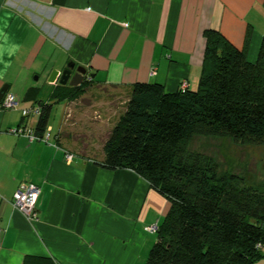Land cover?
<instances>
[{"label": "crops", "instance_id": "obj_1", "mask_svg": "<svg viewBox=\"0 0 264 264\" xmlns=\"http://www.w3.org/2000/svg\"><path fill=\"white\" fill-rule=\"evenodd\" d=\"M206 29L219 30L239 48L250 33L248 58L255 61L264 38V0H0V91L18 85L12 72L19 67L29 80L47 45V54L53 49L62 54L48 82L54 70L62 72L73 61L87 69L90 83L129 93L125 110L136 82L161 83L169 92L184 81L195 88ZM182 55L188 60L181 62ZM49 84L47 100L35 86L28 84L26 92L32 107L38 99L53 105L49 142L12 132L35 130L38 116L28 121L21 108L0 111V264H140L156 240L148 227L161 223L171 203L161 201L162 194L134 170L98 163L118 121L106 127L99 157L74 149L77 140L65 133L74 106L53 98L58 80ZM57 103L66 105L55 124ZM86 107L75 110L84 113ZM83 118L80 114L69 129L85 128ZM25 182L40 188L36 220L13 205Z\"/></svg>", "mask_w": 264, "mask_h": 264}, {"label": "trees", "instance_id": "obj_2", "mask_svg": "<svg viewBox=\"0 0 264 264\" xmlns=\"http://www.w3.org/2000/svg\"><path fill=\"white\" fill-rule=\"evenodd\" d=\"M222 32L206 29L202 72L195 88L174 92L136 82L105 143L100 165L132 169L171 202L157 225L145 264H254L264 259V186L219 171L188 151L200 135L264 145V38L257 59ZM79 86L58 84L53 98L72 99ZM40 106L35 132L49 125L53 105ZM43 264H46L45 262Z\"/></svg>", "mask_w": 264, "mask_h": 264}, {"label": "rangeland", "instance_id": "obj_3", "mask_svg": "<svg viewBox=\"0 0 264 264\" xmlns=\"http://www.w3.org/2000/svg\"><path fill=\"white\" fill-rule=\"evenodd\" d=\"M48 49L49 48L46 45L41 53H39L35 66L31 69V76H29V80L27 79L29 73L27 71H20V67L17 71L15 69L12 72L13 76H15L18 81V85H14L10 92L16 95L18 101H20L21 109H28L32 107V102H30V99L26 97V92L28 91L29 86L40 88V98L46 100L48 99V93L52 86L47 80V73L53 67L55 61H60V57H62V54L55 52L54 49L52 51L50 50L47 54ZM48 55H53V58L50 57L52 60L48 61L49 58H46ZM185 60H188L187 57L182 55L180 61L182 62ZM45 66L47 69H45ZM37 76H39L38 78L40 79H36ZM119 92H121L119 89L115 91L88 83L83 86L82 90L78 92L76 96L72 99H68L70 104L72 103V106H74L72 107L73 111L69 112L71 116L69 115L67 118L68 125H72V123L77 122L80 114L84 115L81 127L84 126L85 128L78 129L76 132L75 129H69L68 125L65 127L66 135L69 134L68 132L70 131L72 136L78 142V144L74 145V149L78 148V150H87V152H89L92 156H100L99 154L102 152L103 142L109 132L106 127L109 123L112 124L119 121L121 113L124 110V101L128 98L129 93L121 92L118 97ZM82 104L88 107L85 108L84 113H79L75 110V106ZM65 105V103L55 104L51 119L52 121L54 120L55 124L61 122L62 115H64L63 112ZM102 106L104 108H101ZM101 109H103V111H101ZM17 113H21V111H17ZM36 118V115H30L27 117L28 121H31L32 119L35 120ZM83 131L85 134L82 136L81 133ZM188 151L192 153H200L210 159H213L218 164L219 171L222 174L237 173L241 175L249 185L264 186V145L241 144L230 137L200 135L196 136L189 143ZM160 197V199H162L161 201L171 203L168 198H165L162 195H160ZM150 227H148L149 231ZM153 234H155V231ZM149 250L150 245L146 248V255L141 258L140 264H145ZM254 264H264V259Z\"/></svg>", "mask_w": 264, "mask_h": 264}, {"label": "built area", "instance_id": "obj_4", "mask_svg": "<svg viewBox=\"0 0 264 264\" xmlns=\"http://www.w3.org/2000/svg\"><path fill=\"white\" fill-rule=\"evenodd\" d=\"M87 79L91 80V77H88ZM187 86H188L187 81L182 82L183 88ZM16 108H20V101H18L17 97L13 93L11 92L5 93L4 97L0 101V111L6 109H16ZM21 110L23 116L27 118L30 115L38 116L40 114L41 109L40 106L34 105L31 108L21 109ZM12 132L18 135L23 134L27 136L30 141L43 140L49 142L51 139V128L49 127H47V129L42 135L37 134L35 130L28 127H18L13 129ZM67 158L71 159L72 154H68ZM39 194H40V188L36 184L32 182L22 183L14 194L13 205L16 209L24 213V215L27 218L36 220L38 219L36 204ZM149 229L151 231H155L157 229V225L151 226ZM1 231L2 229L0 228V233Z\"/></svg>", "mask_w": 264, "mask_h": 264}, {"label": "water", "instance_id": "obj_5", "mask_svg": "<svg viewBox=\"0 0 264 264\" xmlns=\"http://www.w3.org/2000/svg\"><path fill=\"white\" fill-rule=\"evenodd\" d=\"M73 70H76L75 73H73ZM87 75V69L85 67L80 65L76 66V63L72 61L69 62L67 68L62 72L54 70L51 73L49 82L54 83L58 80L61 85L69 84L70 86H79L83 83ZM8 88V85L2 87L0 91V101L4 97V94L8 91Z\"/></svg>", "mask_w": 264, "mask_h": 264}, {"label": "flooded vegetation", "instance_id": "obj_6", "mask_svg": "<svg viewBox=\"0 0 264 264\" xmlns=\"http://www.w3.org/2000/svg\"><path fill=\"white\" fill-rule=\"evenodd\" d=\"M76 70H73V73H75Z\"/></svg>", "mask_w": 264, "mask_h": 264}]
</instances>
